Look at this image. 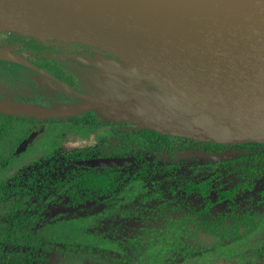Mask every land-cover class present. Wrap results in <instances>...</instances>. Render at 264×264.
I'll return each mask as SVG.
<instances>
[{
    "label": "water",
    "instance_id": "95a60500",
    "mask_svg": "<svg viewBox=\"0 0 264 264\" xmlns=\"http://www.w3.org/2000/svg\"><path fill=\"white\" fill-rule=\"evenodd\" d=\"M0 14L23 26V30H5L42 41L46 39L38 32H53L56 38L52 39L92 44L125 60V69L120 67L122 77L103 71L107 91L100 95L81 94L83 100L79 102L53 106L0 99L3 111L50 117L95 108L140 125L194 138L264 141V105L234 111L172 114L162 92L148 83L144 75L129 69L128 58L114 52L171 68L264 67V0H0ZM28 29L35 31H24ZM2 56L26 62L12 54ZM125 70L129 71V78L139 73L147 86L133 87ZM41 131L42 127L33 131L23 144ZM128 159L101 157L80 162L119 164Z\"/></svg>",
    "mask_w": 264,
    "mask_h": 264
},
{
    "label": "flooded vegetation",
    "instance_id": "af4514ba",
    "mask_svg": "<svg viewBox=\"0 0 264 264\" xmlns=\"http://www.w3.org/2000/svg\"><path fill=\"white\" fill-rule=\"evenodd\" d=\"M8 32L17 33L10 30ZM58 41L59 43H57ZM71 41L72 45L69 43L66 45L67 43H63L59 39L52 40L48 44L62 46L70 52L80 45H89V49L98 54L116 57L117 60L109 59V70H113L110 71L111 73L120 67L125 69V60L112 52L92 44ZM1 54L4 55L6 52ZM36 69L47 73L41 68L36 67ZM59 116L40 119L28 135L19 142L17 151L19 154L22 152V158L18 164H14L15 168L10 171L14 172L17 168L19 169L18 173L23 182L18 185L19 187L26 185L27 195L35 198L40 194L43 202L52 204L48 210L50 216H41L35 222H29L27 225L28 232L33 236V239L28 243L32 247L31 251L37 246V240L41 242L38 252L35 253V262L49 263L54 251L51 247L48 248L43 244V237H45L42 235L43 230L46 226H51L53 229L54 219L56 224L60 221L62 223L63 219L73 214L62 212L63 206L58 204L55 199L63 198V202L67 199L68 195L65 188L72 177L67 172L72 171L73 174H77V168L79 172L87 171L83 167L90 168L100 181L103 189L102 196L117 198L118 195L124 193L129 184L139 183L142 185L139 187L137 196L123 198V202L127 205V212L124 216L125 226L123 227L132 229L133 235L126 237L122 235L118 238L124 253H115L116 264H128L129 256L126 254L131 250L140 253L141 250H145V246L161 245L158 240H154L155 243H152L153 239L146 230L152 229L153 235L158 237L162 232L167 231L168 223L172 219L184 220L187 218L189 220L191 217L200 219V215L204 220L203 223L209 221L206 228L202 231H200L201 228L183 230L186 232L184 240L190 245V250L197 245L220 247L224 243H229L230 247H226L236 248L237 250L232 256L235 255L238 258L239 247L243 242L246 241L245 244L249 247H257L258 242L264 244V161L262 160V158L264 159V151L262 156L257 153L258 150L264 149V143L240 144V142L246 141L207 140L167 132L166 134L178 138L187 146L182 149L175 147L173 150H168L164 156L154 154L145 158L136 156L129 148L125 153H121V144L118 137L112 132L110 125L87 132H82V129L77 128L65 129L60 126L62 123L63 125L66 124V121ZM128 121L136 124L133 121ZM40 127H42L41 133L23 144V141ZM98 132H102L104 137H100ZM67 134H73L72 136H76L77 139L94 138L95 142L76 145L70 150H65L61 148V143ZM41 136H43V141L35 142ZM209 142L213 144H208ZM101 157H126L129 159L119 164L88 165L80 162L81 160ZM190 164H198L192 172L187 170ZM180 170H185L188 176L183 171L182 174L179 173ZM139 171L141 172L139 173ZM31 175L35 176L32 183L33 188L29 187L27 181ZM4 179L6 182H12V178L10 179L9 176ZM200 183L203 188L199 187ZM44 188L46 191L43 190ZM110 204H112V200ZM58 208L61 211H57ZM254 213L259 214L262 218L259 224L255 220H252L253 227L241 224L240 221V223L234 224L237 216H249L254 215ZM64 215L65 217L62 218ZM150 219H152L151 223H149ZM50 220L52 221L50 222ZM138 221H140L139 226L135 225V222ZM213 225L216 233L221 231L226 236H221L218 233L219 237L216 239L215 235L210 232ZM186 226L189 227L188 224ZM226 229H228L227 232ZM44 232L47 233L45 230ZM40 233L42 234L39 235ZM53 241L55 242V240ZM68 244L75 243L68 242ZM0 245L3 247L4 241L0 240ZM58 245H60L59 242ZM0 253H2L1 249ZM60 253L63 254L64 252L60 251ZM261 253L250 256L253 257L250 261H246V259L243 261L250 264L251 261L256 262V259L257 261L258 259L263 260ZM153 257L150 256V258ZM155 259L157 260V256ZM159 260H161L160 256ZM0 264L3 263L0 261Z\"/></svg>",
    "mask_w": 264,
    "mask_h": 264
},
{
    "label": "trees",
    "instance_id": "16d2710c",
    "mask_svg": "<svg viewBox=\"0 0 264 264\" xmlns=\"http://www.w3.org/2000/svg\"><path fill=\"white\" fill-rule=\"evenodd\" d=\"M89 47L85 44L84 46L80 45L70 52L62 46L50 45L32 35L0 30V53L6 52L26 61L21 62L0 54V99L20 102L23 105L53 106L79 102L83 100L81 94L87 96L102 94L107 91V79L103 75V71L110 69V58L117 59L98 54ZM36 67L47 73L36 69ZM112 73L122 77L120 68ZM59 118L66 121V124L62 123L61 128H77L82 129V132L110 125L112 132L118 137L121 144V153H125L129 148L133 154L139 157L148 158L154 154L164 156L168 150H173L175 147L182 149L187 146L178 138L166 134L164 129L129 123L125 118L95 108H89L77 115L59 116ZM40 119H45V117L11 113L0 109V240L4 241V246L0 245L2 251L0 261L3 264H41L39 261H34L35 253L38 252L41 242L37 240V246L31 251L32 247L28 243L33 239V236L28 232L27 225L29 222H35L41 216H50L48 210L52 204L43 202L40 194L35 197L36 199L27 195L26 185L19 187L23 179L18 173V168L16 171L10 172L15 168L14 164H18L22 158V152L19 154L17 151L19 142L28 135ZM254 143L259 144L264 141L240 142V144L250 145ZM208 144L213 143L209 142ZM263 151L264 149L257 151L259 156H262ZM262 160L264 161L263 158ZM83 168L87 171L79 172L77 168V174H73L72 171L67 172L72 175L65 188L68 197L64 202L63 198L55 199L58 204L63 206L62 212H71L73 215L77 212V216H81L83 211L90 212L91 207L102 205L104 202L110 204L112 200L108 196H102L103 189L94 172L90 168ZM6 176L12 178V182H6L4 179ZM34 178L35 176L31 175L27 179L31 188L34 187L32 184ZM199 187L203 188V185L200 183ZM43 190L46 191L45 188ZM69 218L68 220L63 219L62 222L66 223V228L71 227L70 229L75 230V224ZM199 218L172 219L168 223L167 231L157 237V240L161 242L160 246H162L157 251V259L160 256L164 261L161 264H201V262L215 264L211 263L214 258L224 259L233 255L236 249L229 248V243H224L220 247L197 245L194 249H189L190 245L184 240L186 232L183 230L201 228L200 231H202L206 225H209V221L203 223L201 215ZM261 219L256 213L249 216H237L234 224L241 222V224L253 227L252 220L259 224ZM187 224L189 227L186 226ZM176 227L179 228L177 232H175ZM214 230L213 225L210 232L215 235L216 239L219 234L226 236L224 232L218 231V234ZM227 231L228 229H226ZM44 236L47 237V233ZM66 245L75 244L67 242ZM244 246L245 249L241 250V246L239 247V262H243L245 259L250 261L253 259L250 256L261 252L264 260V244L258 242L257 247H249L247 244ZM164 251L166 252L164 253ZM177 258L180 260H176ZM156 261L155 257L149 258L150 264H159ZM250 264H253V261Z\"/></svg>",
    "mask_w": 264,
    "mask_h": 264
},
{
    "label": "rangeland",
    "instance_id": "374dc122",
    "mask_svg": "<svg viewBox=\"0 0 264 264\" xmlns=\"http://www.w3.org/2000/svg\"><path fill=\"white\" fill-rule=\"evenodd\" d=\"M52 40L58 39H46L44 41L50 43ZM59 40L63 41V43H67L66 45L72 43L71 40L67 39ZM57 43H59V41ZM134 69L138 70V67ZM128 72L125 70V75L127 79L131 80L133 87H138L140 89L143 87L145 88L147 86V84H145L144 79L142 78V76H140L139 73H133L135 75L132 74V76L129 78L127 74ZM98 133H100L98 134L100 137L103 136L102 132ZM72 135L73 134L66 135L67 137L64 138V141L61 143V148L65 150H70L76 145L80 146L85 145L86 143L91 144L95 142L94 138L77 139L76 136L73 137ZM42 138L43 136L39 137L37 140H35V142H40ZM31 152H33V150H31ZM101 153L105 154L104 152ZM197 165L198 164H190L188 165L187 170L189 172H192L196 169ZM182 171L183 173H185V175L188 176L185 170H180L179 173L182 174ZM140 186L142 185L139 183L129 184L122 195H118L117 198L112 199V204L104 202V204L102 205H97L93 207L95 209L91 207V209H89L90 212L83 211L81 216H77V212L74 215H68V217L65 219L68 220L69 217H73L69 219H71L72 222L75 224V230L70 229L71 227L66 228V223H61V221L56 224V220L54 219L55 225L53 229L51 226H46L44 228V230L47 232V237H43V244L48 248L51 247L52 251H54L51 255L48 264H116L115 253H124L118 238L122 237V235L125 237L133 235L132 229H130L129 227H123L125 226L124 216L127 212V205L123 202V198L137 196ZM57 211L61 210L59 209ZM64 217L65 215L62 216V218ZM51 221L52 220H50V222ZM139 222L140 221L135 222V225L139 226ZM151 222L152 219H150L149 223ZM44 230L42 235L45 234ZM177 231L178 230H175V232ZM146 232L149 233V236H151V239H153L152 243H155L154 240H157V236L153 235V230H146ZM159 233L161 232L159 231ZM53 240H55V242ZM57 241L60 245H58ZM66 242H73L75 243V245H66ZM245 242H243V244L241 245L240 250L245 249ZM78 245H81L83 247L80 248ZM53 247H55L56 249ZM144 248L145 250H141L140 253H136V251L133 250L127 253L126 256H129L128 264H150L152 262H149L150 256L156 257L158 255L157 251L160 250L162 246L158 244H152L148 247L145 246ZM60 251L64 253L61 254ZM165 252L166 251H164V253ZM190 256L195 257L194 255ZM176 260L180 259L177 258ZM156 262L161 264L163 260H159L158 258ZM211 263L248 264L245 261L239 262L238 258L235 255L227 257L225 259L214 258ZM201 264L205 263L201 262ZM253 264H264V262L261 259H258V261L256 259V262H254Z\"/></svg>",
    "mask_w": 264,
    "mask_h": 264
},
{
    "label": "bare ground",
    "instance_id": "6f19581e",
    "mask_svg": "<svg viewBox=\"0 0 264 264\" xmlns=\"http://www.w3.org/2000/svg\"><path fill=\"white\" fill-rule=\"evenodd\" d=\"M23 30L17 21L0 14V30ZM11 31V30H10ZM13 31V30H12ZM24 31H35L28 29ZM45 39L56 38L53 32H38ZM63 39V38H61ZM128 58V68L138 71L151 85L162 92L170 113L234 111L264 105V67L239 69H184L142 63L129 54L114 51ZM138 67L137 69L134 68Z\"/></svg>",
    "mask_w": 264,
    "mask_h": 264
}]
</instances>
